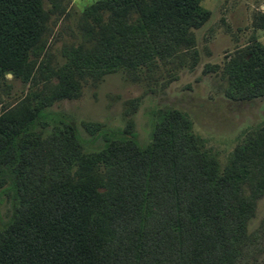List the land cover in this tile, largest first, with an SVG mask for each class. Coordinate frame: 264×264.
<instances>
[{"label": "trees", "instance_id": "1", "mask_svg": "<svg viewBox=\"0 0 264 264\" xmlns=\"http://www.w3.org/2000/svg\"><path fill=\"white\" fill-rule=\"evenodd\" d=\"M51 12L44 0H0V79L37 89L0 103V264H233L264 195V123L221 162L184 111L153 112L140 141L129 123H85L86 138L49 109L78 97L89 75L197 62L194 30L209 10L201 0H97L81 14L87 41L52 66ZM255 24L264 29V12ZM222 77L232 100L264 95V45L228 55Z\"/></svg>", "mask_w": 264, "mask_h": 264}, {"label": "rangeland", "instance_id": "2", "mask_svg": "<svg viewBox=\"0 0 264 264\" xmlns=\"http://www.w3.org/2000/svg\"><path fill=\"white\" fill-rule=\"evenodd\" d=\"M96 1L44 0V8L53 11L47 40L51 66L62 60L64 47L87 41L82 37L81 14ZM201 4L210 17L194 30L197 62L192 63L188 56L184 64L141 66L132 73L117 68L98 78L89 75L80 80L78 97L57 99L49 109L74 121L86 138L85 123L108 130L129 123L140 141L148 139L153 112L184 111L194 131L206 138L207 146L224 162L247 131L264 123V95L232 100L224 94L226 81L222 77L228 55L254 41L264 45V29L255 24L256 13L264 12V0H201ZM38 83L42 85V81ZM33 90L37 89L30 81L6 74L0 79V103L11 105ZM100 142L85 144V148L94 151ZM246 229L241 253L233 264H264V195L257 199Z\"/></svg>", "mask_w": 264, "mask_h": 264}, {"label": "water", "instance_id": "3", "mask_svg": "<svg viewBox=\"0 0 264 264\" xmlns=\"http://www.w3.org/2000/svg\"><path fill=\"white\" fill-rule=\"evenodd\" d=\"M10 75V74H9Z\"/></svg>", "mask_w": 264, "mask_h": 264}]
</instances>
